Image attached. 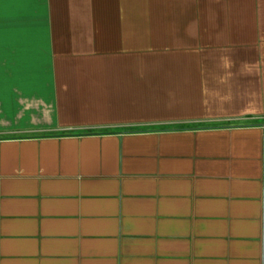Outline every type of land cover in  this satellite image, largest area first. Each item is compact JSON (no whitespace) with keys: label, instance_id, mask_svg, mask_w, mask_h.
Listing matches in <instances>:
<instances>
[{"label":"crops","instance_id":"1","mask_svg":"<svg viewBox=\"0 0 264 264\" xmlns=\"http://www.w3.org/2000/svg\"><path fill=\"white\" fill-rule=\"evenodd\" d=\"M0 264H264V0H0Z\"/></svg>","mask_w":264,"mask_h":264}]
</instances>
